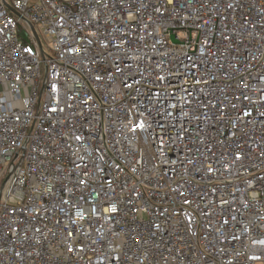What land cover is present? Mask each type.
<instances>
[{
  "label": "built area",
  "instance_id": "built-area-1",
  "mask_svg": "<svg viewBox=\"0 0 264 264\" xmlns=\"http://www.w3.org/2000/svg\"><path fill=\"white\" fill-rule=\"evenodd\" d=\"M0 264H264V0H0Z\"/></svg>",
  "mask_w": 264,
  "mask_h": 264
},
{
  "label": "rangeland",
  "instance_id": "rangeland-1",
  "mask_svg": "<svg viewBox=\"0 0 264 264\" xmlns=\"http://www.w3.org/2000/svg\"><path fill=\"white\" fill-rule=\"evenodd\" d=\"M40 38L42 39V44H43L44 49L46 50V52L48 54H50L52 56L53 54L51 53V50H50L51 49V44H50L49 40L47 38H45L42 33H40ZM41 71H42L43 75H45L46 71H45L44 66H42Z\"/></svg>",
  "mask_w": 264,
  "mask_h": 264
},
{
  "label": "water",
  "instance_id": "water-1",
  "mask_svg": "<svg viewBox=\"0 0 264 264\" xmlns=\"http://www.w3.org/2000/svg\"><path fill=\"white\" fill-rule=\"evenodd\" d=\"M11 11H13L14 13H16L13 9H12ZM16 14H17V13H16ZM30 27H31V29H32V31H33V33H34V36H35V38L37 39L39 45L41 46V42H40V39H38V34H37V32H36L35 27H34L32 24H30Z\"/></svg>",
  "mask_w": 264,
  "mask_h": 264
}]
</instances>
